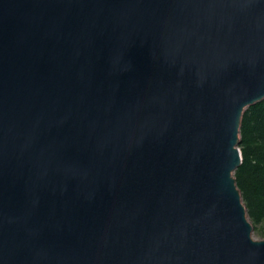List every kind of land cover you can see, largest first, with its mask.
<instances>
[{"label": "water", "instance_id": "water-1", "mask_svg": "<svg viewBox=\"0 0 264 264\" xmlns=\"http://www.w3.org/2000/svg\"><path fill=\"white\" fill-rule=\"evenodd\" d=\"M262 100L264 0H0V264H264Z\"/></svg>", "mask_w": 264, "mask_h": 264}, {"label": "trees", "instance_id": "trees-1", "mask_svg": "<svg viewBox=\"0 0 264 264\" xmlns=\"http://www.w3.org/2000/svg\"><path fill=\"white\" fill-rule=\"evenodd\" d=\"M242 164L236 169L248 216L264 236V100L249 106L240 128Z\"/></svg>", "mask_w": 264, "mask_h": 264}, {"label": "rangeland", "instance_id": "rangeland-1", "mask_svg": "<svg viewBox=\"0 0 264 264\" xmlns=\"http://www.w3.org/2000/svg\"><path fill=\"white\" fill-rule=\"evenodd\" d=\"M254 228H255L254 233H253L254 238L264 239V236L259 231L260 226H257V227L254 226Z\"/></svg>", "mask_w": 264, "mask_h": 264}]
</instances>
